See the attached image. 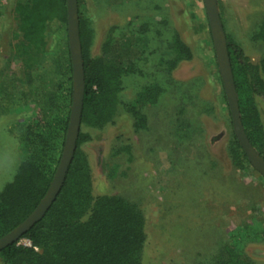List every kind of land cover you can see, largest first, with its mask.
<instances>
[{"label":"rangeland","instance_id":"obj_1","mask_svg":"<svg viewBox=\"0 0 264 264\" xmlns=\"http://www.w3.org/2000/svg\"><path fill=\"white\" fill-rule=\"evenodd\" d=\"M18 1L0 0L6 18L0 53L15 78L25 72L14 19ZM218 4L226 34L260 63L264 42L255 34L264 19L262 0ZM80 7L93 33V56L102 53L112 28L140 40L141 59L124 76L114 121L101 130L84 127L92 139L82 149L94 195L121 196L144 214L142 264H217L230 247L264 264V177L233 163L232 117L204 0H82ZM176 39L192 58L172 66ZM151 85L163 90L155 104L142 97ZM254 101L264 133V99ZM133 107L142 119L134 118ZM37 115L33 107L0 113V192L22 160L10 123Z\"/></svg>","mask_w":264,"mask_h":264},{"label":"trees","instance_id":"obj_2","mask_svg":"<svg viewBox=\"0 0 264 264\" xmlns=\"http://www.w3.org/2000/svg\"><path fill=\"white\" fill-rule=\"evenodd\" d=\"M78 0L86 92L82 128L65 184L45 217L14 244L0 251L3 264H142L146 245L144 214L116 195H94L93 172L82 147L92 137L84 127L101 130L112 123L121 103L124 76L141 59L140 41L130 31L114 35L92 55L93 33ZM0 4V41L6 22ZM17 48L25 72L15 78L0 53V113L35 108L31 122H12L9 130L19 144L22 160L14 179L0 192V239L22 224L47 194L59 166L73 103V67L68 37L67 0H19L14 7ZM255 39L264 42V19ZM243 125L264 158V133L255 97L264 99V58L253 63L227 35ZM175 66L190 60V49L174 43ZM9 70V73H8ZM160 85L147 86L142 97L155 104ZM225 100L226 95H224ZM138 121L144 116L132 108ZM231 155L237 168L252 167L235 134ZM183 159V158H181ZM27 240L30 246L19 244ZM217 264H254L236 248H227Z\"/></svg>","mask_w":264,"mask_h":264},{"label":"water","instance_id":"obj_3","mask_svg":"<svg viewBox=\"0 0 264 264\" xmlns=\"http://www.w3.org/2000/svg\"><path fill=\"white\" fill-rule=\"evenodd\" d=\"M204 4L213 38L216 59L232 117L234 134L251 166L264 177V158L252 145L243 125L239 96L228 48L227 34L220 15L218 0H204ZM67 12L69 48L73 67V103L62 157L46 196L36 210L22 224L0 239V251L16 243L21 236L26 234L45 217L65 184L77 149L82 128L86 92L78 0H67Z\"/></svg>","mask_w":264,"mask_h":264},{"label":"built area","instance_id":"obj_4","mask_svg":"<svg viewBox=\"0 0 264 264\" xmlns=\"http://www.w3.org/2000/svg\"><path fill=\"white\" fill-rule=\"evenodd\" d=\"M29 244H30V242H29ZM26 246H30V245H26Z\"/></svg>","mask_w":264,"mask_h":264},{"label":"crops","instance_id":"obj_5","mask_svg":"<svg viewBox=\"0 0 264 264\" xmlns=\"http://www.w3.org/2000/svg\"><path fill=\"white\" fill-rule=\"evenodd\" d=\"M262 2L264 3V0H262Z\"/></svg>","mask_w":264,"mask_h":264}]
</instances>
